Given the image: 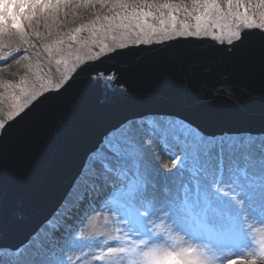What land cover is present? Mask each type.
<instances>
[{
    "label": "snow or ice",
    "instance_id": "1",
    "mask_svg": "<svg viewBox=\"0 0 264 264\" xmlns=\"http://www.w3.org/2000/svg\"><path fill=\"white\" fill-rule=\"evenodd\" d=\"M26 2L19 25L0 32V72L9 76L0 79L9 109L0 158L10 129L34 174L58 143L85 149L56 209L21 244H0V264H62L73 224L98 205L129 215L164 206L217 238L240 231L251 212L264 217V136L203 126L264 116V0ZM145 96L169 107L110 123L118 106ZM256 157L259 173L241 166ZM220 259L259 264L264 248Z\"/></svg>",
    "mask_w": 264,
    "mask_h": 264
},
{
    "label": "water",
    "instance_id": "2",
    "mask_svg": "<svg viewBox=\"0 0 264 264\" xmlns=\"http://www.w3.org/2000/svg\"><path fill=\"white\" fill-rule=\"evenodd\" d=\"M259 102L258 100L256 101ZM51 103L42 106L37 115L51 110ZM167 109L162 99L143 97L135 103H125L114 110L110 123L123 116L136 115L145 108ZM209 133H264V116L259 110L227 115L217 122H204ZM55 129L50 135L55 136ZM4 152L0 158L2 186H0V244L16 247L38 229L56 209L73 173L81 163L84 145L56 144L50 151L45 170L34 174L32 166H22L20 160L19 129H10L4 138ZM36 162L34 161V164Z\"/></svg>",
    "mask_w": 264,
    "mask_h": 264
},
{
    "label": "bare ground",
    "instance_id": "3",
    "mask_svg": "<svg viewBox=\"0 0 264 264\" xmlns=\"http://www.w3.org/2000/svg\"><path fill=\"white\" fill-rule=\"evenodd\" d=\"M4 1L8 0H3L2 3H5ZM10 2L11 4H14V0H11ZM19 5H22V3L20 0H17L14 4V6L17 7L16 10L15 7H13L15 11L20 8ZM9 13L10 11L7 12V15H9ZM19 23L20 20L17 18L12 21L13 26H18ZM5 76L8 75L0 72V78ZM257 167L259 166L249 165L250 170H258ZM90 210V213L87 214L83 222L79 224V227L72 229V232L69 235V242L65 244L67 247L62 249L59 253L62 264H122L121 261H118V258L115 261L113 259L123 250L121 242L118 240V235L122 228L119 220V218H122L120 215L122 214V211L110 207H100L99 205L96 209ZM157 211L158 213L156 217L160 220H162L163 214H168L169 219H166V233L171 237L174 243L169 241V244H162L160 245V249L158 247L156 250L151 247V250H153L152 254L155 256L154 258L158 259L156 262L154 261V263L208 264V262L204 263L197 259L200 258L201 255L202 243L195 238L194 235H191L192 231L195 232L198 230L193 222L190 221L188 225L184 222H180V219L174 214H171L168 208L164 206H158ZM126 215L130 218V222H126L124 228L128 233L136 235L139 231L138 226L134 224V221L138 220L142 222L144 220L135 215H129L127 213ZM258 222L264 223V217H261L256 212L250 213V220L246 219L245 221H242L243 226L245 224L247 227L256 231L257 234L264 236V224H259ZM143 232L145 233V231ZM248 243H253V237H246L243 246ZM149 248L150 246L146 249ZM189 249L192 251H188ZM133 250L134 259L131 260V263L136 264L139 261H143V259L138 256V252L143 249L139 248L138 250ZM252 252L253 250L250 251V249L247 248L244 251L241 250V252H237V254L251 255ZM229 255H227L225 259ZM259 263H264V260Z\"/></svg>",
    "mask_w": 264,
    "mask_h": 264
},
{
    "label": "rangeland",
    "instance_id": "4",
    "mask_svg": "<svg viewBox=\"0 0 264 264\" xmlns=\"http://www.w3.org/2000/svg\"><path fill=\"white\" fill-rule=\"evenodd\" d=\"M11 0L4 1L5 3H2L0 1V32L6 31V25L9 21H14L16 17L19 15H23L28 7V4L26 0H20L22 5H19L20 8L16 10L17 7L14 6L17 0H14V4H11ZM2 3V4H1ZM11 5V6H10ZM22 6V7H21ZM15 7V10L14 8ZM11 9V10H10ZM10 11L9 15H7V12ZM85 35V34H81ZM11 71H15V67L11 69ZM0 79H9V76L2 77ZM9 115V109L7 105L0 106V119H7ZM238 136L241 137V139H245L247 137H261L264 136V134H238ZM259 141H257L258 143ZM244 165H253V166H259L257 167L258 170H256L259 173V169L261 167L259 157H256L250 161H240ZM225 179H227V176H225ZM157 207H148L143 206L139 211H137L135 214L139 217L143 218L146 226V236H142V234L132 235L126 231L124 228V224L126 222H129L128 217L126 216V213L122 212L120 214L122 218H119L121 223V229L120 233L118 235V240L121 242L122 245V251L120 254L116 257H114V261L118 258V261H121L122 264H132L131 260L134 259L133 255V249H143L142 251L138 252V256L143 259V261H139L136 264H156L158 259L154 258L155 256L152 254L153 250H151V247L153 249H157L162 244H169V241L174 243V241L171 239V237L166 233L167 228L166 219H169L168 214H163L162 220L156 217L158 211ZM88 211L87 213H89ZM175 215V214H174ZM86 216V215H85ZM85 216H82L73 224L72 229H75L79 227V223L81 224L85 218ZM178 219H180V222H184L187 225L191 222H193V219L191 217H184L180 218L179 216L175 215ZM118 220V221H119ZM128 224V223H127ZM127 226V225H126ZM123 233V235H122ZM191 235H194L195 238L201 241V255L200 258H197L200 261H203L204 263L216 260V264H222V259L225 258L227 255L232 254V252H241L245 249L249 248L250 251L253 250L252 254H256L257 252V246L260 248H264V236H261L256 233L252 228L247 227V225L241 222L240 225V231H238L236 234L225 237V238H217L207 235L205 231L197 230L192 231ZM246 237H253V243H248L243 246L244 239ZM148 246H150L149 249H146ZM67 245H62L60 252L62 249H65ZM103 261V259L101 258ZM264 264V263H259Z\"/></svg>",
    "mask_w": 264,
    "mask_h": 264
}]
</instances>
